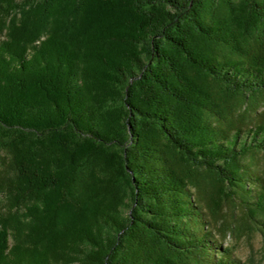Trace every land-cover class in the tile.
<instances>
[{
	"label": "trees",
	"instance_id": "trees-1",
	"mask_svg": "<svg viewBox=\"0 0 264 264\" xmlns=\"http://www.w3.org/2000/svg\"><path fill=\"white\" fill-rule=\"evenodd\" d=\"M252 232L264 0H0V264H250Z\"/></svg>",
	"mask_w": 264,
	"mask_h": 264
},
{
	"label": "rangeland",
	"instance_id": "rangeland-1",
	"mask_svg": "<svg viewBox=\"0 0 264 264\" xmlns=\"http://www.w3.org/2000/svg\"><path fill=\"white\" fill-rule=\"evenodd\" d=\"M228 215L230 209H225ZM228 211V212H227ZM226 244H236V255L250 264H264L263 238L259 232H252L242 236L239 240L228 236Z\"/></svg>",
	"mask_w": 264,
	"mask_h": 264
}]
</instances>
